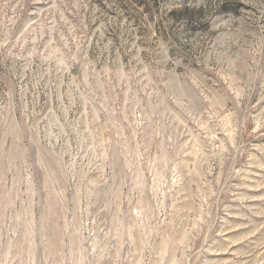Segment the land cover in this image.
Listing matches in <instances>:
<instances>
[{"label": "rangeland", "instance_id": "374dc122", "mask_svg": "<svg viewBox=\"0 0 264 264\" xmlns=\"http://www.w3.org/2000/svg\"><path fill=\"white\" fill-rule=\"evenodd\" d=\"M0 264H264V0H0Z\"/></svg>", "mask_w": 264, "mask_h": 264}]
</instances>
